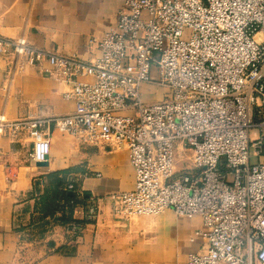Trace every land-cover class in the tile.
<instances>
[{
    "label": "built area",
    "instance_id": "2783aa9c",
    "mask_svg": "<svg viewBox=\"0 0 264 264\" xmlns=\"http://www.w3.org/2000/svg\"><path fill=\"white\" fill-rule=\"evenodd\" d=\"M91 41L101 55L86 61L0 34V54L47 61L76 103L51 117L0 113V136L27 134L38 162L51 126L83 144L126 145L136 182L110 195L118 218L200 216L206 244L177 264H264V0H125L117 24ZM146 83L166 96L145 101ZM64 190L74 198L61 213L85 210L65 223L76 241L98 208L74 180Z\"/></svg>",
    "mask_w": 264,
    "mask_h": 264
},
{
    "label": "crops",
    "instance_id": "0c3cea01",
    "mask_svg": "<svg viewBox=\"0 0 264 264\" xmlns=\"http://www.w3.org/2000/svg\"><path fill=\"white\" fill-rule=\"evenodd\" d=\"M124 2L0 0V34L26 36L34 45L93 61L101 51L91 37L117 24ZM49 70L47 61L21 66L14 56L0 54V113L18 119L74 110L75 101L64 95L70 86ZM163 89L146 83L144 100H161ZM50 134L47 164L33 159L27 134L0 136V264H177L203 249L206 240L196 234L204 228L200 216L172 209L129 220L115 215L110 195L136 182L126 145L83 144L54 126ZM68 179L98 208L76 241L68 240L64 217L82 218L85 210L61 213L60 201L72 196L64 190Z\"/></svg>",
    "mask_w": 264,
    "mask_h": 264
},
{
    "label": "trees",
    "instance_id": "16d2710c",
    "mask_svg": "<svg viewBox=\"0 0 264 264\" xmlns=\"http://www.w3.org/2000/svg\"><path fill=\"white\" fill-rule=\"evenodd\" d=\"M72 198H74V197L70 196V197L65 198V200H70V199H72ZM70 218H71L70 215L68 216V218H66V216H65V217H64L65 222H67L68 220H70Z\"/></svg>",
    "mask_w": 264,
    "mask_h": 264
},
{
    "label": "rangeland",
    "instance_id": "374dc122",
    "mask_svg": "<svg viewBox=\"0 0 264 264\" xmlns=\"http://www.w3.org/2000/svg\"><path fill=\"white\" fill-rule=\"evenodd\" d=\"M163 87V86H162ZM163 88H165V89H163L164 90V93H163V95H165L166 96V93H167V88L166 87H163ZM163 95L161 94L160 96L161 97H163ZM69 221H71V220H69ZM68 235V240H70V234H67Z\"/></svg>",
    "mask_w": 264,
    "mask_h": 264
},
{
    "label": "water",
    "instance_id": "95a60500",
    "mask_svg": "<svg viewBox=\"0 0 264 264\" xmlns=\"http://www.w3.org/2000/svg\"><path fill=\"white\" fill-rule=\"evenodd\" d=\"M47 159H48V157H47ZM47 159H46L45 161H41V163H42V164H47ZM69 192H70L71 195L74 194L73 191H69Z\"/></svg>",
    "mask_w": 264,
    "mask_h": 264
}]
</instances>
